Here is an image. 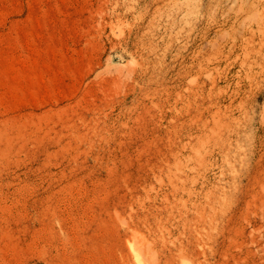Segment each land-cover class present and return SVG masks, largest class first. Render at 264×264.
<instances>
[{
	"label": "rangeland",
	"instance_id": "374dc122",
	"mask_svg": "<svg viewBox=\"0 0 264 264\" xmlns=\"http://www.w3.org/2000/svg\"><path fill=\"white\" fill-rule=\"evenodd\" d=\"M0 264H264V0H0Z\"/></svg>",
	"mask_w": 264,
	"mask_h": 264
}]
</instances>
